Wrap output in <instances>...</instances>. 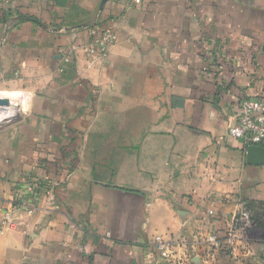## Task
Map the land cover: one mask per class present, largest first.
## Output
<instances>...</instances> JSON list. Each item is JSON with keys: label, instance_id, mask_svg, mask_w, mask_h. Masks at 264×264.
Instances as JSON below:
<instances>
[{"label": "crops", "instance_id": "1", "mask_svg": "<svg viewBox=\"0 0 264 264\" xmlns=\"http://www.w3.org/2000/svg\"><path fill=\"white\" fill-rule=\"evenodd\" d=\"M102 1L0 0V79L31 101L0 134V264H167L158 236L174 264H264V240H206L264 202V164L229 135L264 95V0Z\"/></svg>", "mask_w": 264, "mask_h": 264}, {"label": "built area", "instance_id": "2", "mask_svg": "<svg viewBox=\"0 0 264 264\" xmlns=\"http://www.w3.org/2000/svg\"><path fill=\"white\" fill-rule=\"evenodd\" d=\"M136 3L140 0H135ZM118 35L112 30L105 31L101 36L86 49L89 56L92 57V65H95L99 60L106 61L110 54L112 47L117 43ZM79 48L73 45L66 55V61L69 62L74 55H76ZM229 135L241 140L246 147L256 145L262 146L264 144V95L257 97L245 98L240 104L237 123L231 127ZM38 192V184L32 182L27 184L20 192L19 199L22 203H26L27 197H35ZM11 215L8 211L5 214L7 220ZM210 215H214L210 211ZM258 230L255 221L253 220L251 212L244 206L240 212L235 216L233 225L227 231L226 237L220 240L217 235L209 234L206 240L213 245L215 249H226L230 254L236 248V240L238 232L244 233L245 237L252 239V234ZM158 249L162 258L167 264H174V251L168 242L161 236L156 237Z\"/></svg>", "mask_w": 264, "mask_h": 264}, {"label": "rangeland", "instance_id": "3", "mask_svg": "<svg viewBox=\"0 0 264 264\" xmlns=\"http://www.w3.org/2000/svg\"><path fill=\"white\" fill-rule=\"evenodd\" d=\"M12 95L14 97L16 96L18 98V103L22 105H17L15 103L16 100H14L15 98ZM0 101L10 103L8 104L9 106L19 110V113L14 114L12 118L7 119L4 122L0 121L2 122L0 123V134H2L13 124L17 123L19 119L22 117L23 113L29 111L31 101L27 91L25 90V87L20 85L19 80L15 78L8 81H3L2 78L0 79ZM23 102L25 104L24 108H23ZM14 104H16L18 108H16ZM2 106H5V104H0V107ZM22 108L23 110L21 111ZM0 110L2 111V109ZM252 239L257 241L264 240V228H260L256 230L252 234Z\"/></svg>", "mask_w": 264, "mask_h": 264}, {"label": "trees", "instance_id": "4", "mask_svg": "<svg viewBox=\"0 0 264 264\" xmlns=\"http://www.w3.org/2000/svg\"><path fill=\"white\" fill-rule=\"evenodd\" d=\"M244 206L251 212L253 220L258 229L264 227V202L262 201H246Z\"/></svg>", "mask_w": 264, "mask_h": 264}, {"label": "water", "instance_id": "5", "mask_svg": "<svg viewBox=\"0 0 264 264\" xmlns=\"http://www.w3.org/2000/svg\"><path fill=\"white\" fill-rule=\"evenodd\" d=\"M108 0L102 1V7ZM247 162L251 165H262L264 164V147L252 145L247 149Z\"/></svg>", "mask_w": 264, "mask_h": 264}, {"label": "bare ground", "instance_id": "6", "mask_svg": "<svg viewBox=\"0 0 264 264\" xmlns=\"http://www.w3.org/2000/svg\"><path fill=\"white\" fill-rule=\"evenodd\" d=\"M0 109H2V111L0 110V121L4 122L7 119H10L13 117L14 114H18L19 110L18 109H14L11 106H2L0 107ZM0 122V123H2Z\"/></svg>", "mask_w": 264, "mask_h": 264}]
</instances>
